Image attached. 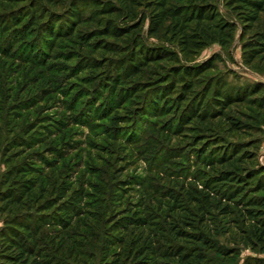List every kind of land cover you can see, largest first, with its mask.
I'll return each instance as SVG.
<instances>
[{"label":"rangeland","instance_id":"rangeland-1","mask_svg":"<svg viewBox=\"0 0 264 264\" xmlns=\"http://www.w3.org/2000/svg\"><path fill=\"white\" fill-rule=\"evenodd\" d=\"M139 1L137 17L147 12L146 0ZM74 5L81 9V16L70 25L72 32L57 34L51 44L45 43V29L53 22L66 20ZM119 5L117 0H0V237L16 220L32 223L36 227L31 234L33 243L22 230L20 243L28 244L32 251L36 249L53 264H79L75 260L81 253L82 264H104L108 260L102 254L110 234L108 218L119 207L117 193L127 189L134 179L142 181L124 193V206L130 209L127 213L131 217H147L151 232L166 227V217H173L170 222L177 225L174 217L179 211L172 213L170 209L178 200L181 209L189 211L182 217L194 222L193 215L197 214L201 221L199 205L187 202L182 187L214 191V198L221 201L223 197L225 205L253 197L264 200V192H247L244 185L243 198V193L238 195L232 187L213 180L223 171L238 172L237 165L197 167V157L221 155V138L229 143H255L251 149L256 155L253 165L255 169L264 167V48L253 50L247 46L263 33L264 13L241 40L243 18L254 13L240 6L239 0H171L169 8L174 15L181 14L183 24L169 19L153 36L147 31L150 17L146 13L142 28L121 33L117 39L108 38L104 30L109 22L121 28L130 26L122 14L109 16L105 12L113 7L120 10ZM108 45L118 46V53H106ZM132 53L139 59L146 53L158 56L147 66L141 64L142 75H125L122 85L111 89L109 75L126 72ZM96 61L101 66L87 69ZM187 67L191 76L183 72ZM82 69L87 70L81 74ZM190 81L194 84L190 95L199 101L200 113L211 116L221 109L215 105L216 91L246 93L242 102H233L226 110L227 122L238 124L246 132L242 139L227 135L221 117L208 120V128L194 122L190 126L193 132L183 138L170 133L171 125L182 113L176 108V96ZM165 82L174 96L162 99L163 111L149 127L138 126L151 102L150 87ZM92 93L100 94L98 109L111 107L112 103L113 107L87 125L84 122L89 120L86 116ZM204 93L208 94L206 98ZM254 102L263 108H256ZM210 149H214L211 154ZM33 161L35 164H31ZM27 165L32 169L24 172ZM253 165L247 164L246 168ZM203 182L210 184L205 186ZM256 182L255 178L252 184ZM63 187L71 190L61 201ZM74 192L82 195L81 202H74ZM50 202L76 204L73 219L61 230L68 232L70 241L78 246L72 260L71 247L59 253L52 245V239L56 245L62 241L53 230L56 228L36 224L41 217L59 213L56 208L42 213L41 207ZM203 206L207 211L206 204ZM218 206L208 210L202 228L209 244L186 243L182 249L201 253L205 257L202 264L264 262V252L244 240L248 238L237 220L239 215L231 218L221 214ZM92 217V233L87 235L79 227ZM198 220L194 222L197 227ZM75 230L81 232L76 234ZM134 233L131 228L129 235L137 239L141 230L135 229ZM112 250L123 251L120 246ZM3 251L0 238V264H8L1 255ZM4 253L17 257L15 264L32 261L19 250Z\"/></svg>","mask_w":264,"mask_h":264},{"label":"trees","instance_id":"trees-1","mask_svg":"<svg viewBox=\"0 0 264 264\" xmlns=\"http://www.w3.org/2000/svg\"><path fill=\"white\" fill-rule=\"evenodd\" d=\"M171 0H146V9L147 12L144 11V13L141 14V16L137 17V13H135L136 9L139 8L138 4L142 1L139 0H117L118 4H120V10H118L116 7H113L112 10L109 12L108 9H106V13L109 16H113L117 13L122 14V19L125 20V24L130 25L127 27H116L109 22L106 29L104 30V36L108 38H119L120 34H127L130 31L137 30L140 27L142 28L146 16L148 15L150 17V26L148 28V32L150 35L156 36L160 32V28L169 20V19H177L178 25L183 24L182 16L181 14H173V10L169 8V2ZM240 6L245 7V10H250L252 14L249 17L243 18L245 25L244 29H242L240 39L243 40L248 32H250L254 25L258 22L260 15L264 13V0H239ZM71 9V13L69 17H67L66 20H63V22H53L51 23L44 31V42L47 44H51L50 42L53 41V38L56 37L57 34L65 33V31L72 32L71 26L75 22H77L81 16L80 14V8L79 6H73ZM147 13V15H146ZM201 14H198V17L201 18ZM194 19H197L195 17ZM247 24H250V26L247 27ZM2 31V30H0ZM74 33V31H73ZM71 33V35H73ZM186 44V43H185ZM248 47L253 48H264V31L263 33L259 34V37L256 41L248 42ZM107 48L101 47V49H104L106 53L108 54H117L115 53L117 49H119L118 46L108 45ZM111 48V49H110ZM253 52V51H252ZM254 55H256V52H253ZM158 56L157 53H146L143 57L140 59L135 56L134 53L130 56V67L128 70L123 74H121L119 71L116 72L115 76L109 75V80L111 89L116 88L118 86L122 85V77L127 75L130 78H135L140 75H142V69L141 64L144 66H147L148 63L154 62V57ZM152 59V60H150ZM93 65V66H92ZM89 64L87 69H96L97 65L101 66V63L99 62H93V64ZM249 65V63H248ZM104 67V65H102ZM87 69H82L81 74L86 71ZM183 72L185 75H189L190 71L187 68L183 69ZM175 84V82L173 83ZM194 84L190 81L188 82L183 88L181 93L178 95L177 102H176V108H178V111H182L181 116L179 117L178 121H174V124L171 126L170 133L176 137H185L184 135L187 133L193 132V127H190L194 122H199L201 125H203L205 128H208V120L210 119H217L221 117V120L227 127V135L230 138L234 139H242L244 137L245 131L243 132V129L238 126V124L235 123H229L227 122L228 118L226 117V110L233 104V102H242L244 100V96L246 93L243 92H233V91H216V98L214 99L215 105L221 109H218L220 111L214 112L215 114L208 115L200 113V103L197 99L192 98L190 95L191 89L194 87ZM171 86V85H170ZM135 90V89H134ZM151 92V102L147 107L144 109V116H141L139 118V125L142 128H147L151 125L152 120L154 118H157V116L162 113L163 106L162 105V99L165 96H170L166 98L172 99V96H174V91L167 86V83L158 85L156 87H150ZM260 90L255 92V94H259ZM112 94V93H111ZM206 93H204L205 95ZM208 94L205 95L204 98L207 97ZM100 94L99 93H92V104L90 101L91 106L89 107V111L87 113V125H90L92 122L90 120L97 118L100 115H103L107 113L112 107L113 103L111 104V107L106 106H100L101 103L96 101H101L99 99ZM115 97V95H114ZM120 100H123V96H120ZM254 106L256 108H263V105H257L256 102H254ZM262 106V107H261ZM104 110H102L103 108ZM98 109V110H97ZM167 108L165 107L164 110ZM183 109V110H182ZM217 110V109H216ZM167 111V110H166ZM85 117V118H86ZM83 122V121H82ZM176 123V125H175ZM156 124V123H155ZM176 127L175 130H173V127ZM169 128V127H168ZM226 142L225 139L221 138V151L217 157H210L207 153L206 156L203 158L197 157V167L204 166L206 167L208 164H211L212 166H230V164L237 165L238 172L230 173L223 171L218 177L213 178V180H217L218 182H221L222 184H226L234 190V193L238 195H242L243 198L245 195V189H242V186H247V192H252L254 194H260L264 192V167H259L258 169H255L253 162L256 158V155L251 152V149L253 148L254 144L253 142L241 143V142H235L230 141ZM218 146V145H217ZM220 148V147H216ZM214 149H210L213 153ZM220 150V149H219ZM35 162L33 161V163ZM46 164V163H44ZM247 164H252L253 166L246 168ZM31 166L27 165L25 167L24 172L31 171ZM27 174V173H24ZM257 179L256 184H252V181L254 179ZM142 179H134L130 181V185L126 188H121L120 191L117 193V196H119V207H115L114 214L108 218V221H110L109 225V231L110 234L107 235V242L104 245L102 249V254L104 255V258L108 259L110 257L113 258V260L108 261L105 260L104 264H202L205 262V257L201 253H196L191 250H185L182 249V246H185L186 243H199L203 244L204 246H207L209 244V238L206 235V233L203 231L205 226V216L211 209H214L215 206L221 207V214L230 216L233 218L235 214H238L240 218L239 222L242 223V232H244V235H246L244 239L248 242H251L253 245H255L257 250L264 252V200L258 199L256 197H253L252 199H244L240 201H232V204H224L221 198V201L218 198H214V191L209 193L205 190H199L198 186L191 187V190H188L186 187H182V190L185 192V195L187 197V202H191L192 204L196 203L199 205L198 212L201 214V218L199 221L197 214H194V222L199 221V227L196 226V223L193 221H189V219L182 217L184 214L183 212H189L185 207L181 209V206L179 205V200L175 203L172 209V213H177V218L174 217L175 225L174 223L170 222L171 218L173 217H166V227H164L161 230H157L154 232H151L148 230L150 227V223L148 221L147 217H142L135 215L131 217L129 215L130 209L128 207L124 206V200L125 196L124 193L130 192L135 186V184L139 185ZM205 186H208L203 182ZM194 186V185H192ZM208 188V187H207ZM71 189H67L63 187L60 192V200L64 201L68 198V194L70 193ZM191 191V192H190ZM190 192V195L189 193ZM195 193V196H194ZM193 194V196H191ZM75 203L81 202L82 195L79 196V194L75 193ZM10 198V197H9ZM233 198V197H232ZM59 200V201H60ZM68 200H72V197H70ZM75 203H55L50 202L48 205H45L42 208V213L50 212L56 208V210L59 213H55L53 216H49L47 218L41 217L40 219L36 220V224L38 226L42 227H48L49 225H52L54 228L53 230H56L58 233L57 238L61 237L62 241L58 245H56L52 239V245L54 247H57V250L59 253L65 252L67 247L72 248V254L70 255V259L72 260L71 256L73 254H78V251L75 248H78L77 244L74 246V243H72L70 240V235L68 232H62V228L64 225H66L69 220L73 219V210L76 206ZM190 203V204H191ZM191 204V205H192ZM206 204L207 211L203 205ZM202 205V206H201ZM74 206V207H73ZM117 206V205H115ZM233 206V208H232ZM102 208V207H101ZM103 209L105 212L109 214V210L107 207H104ZM187 210V211H186ZM55 212V211H54ZM43 216V215H42ZM48 216V215H44ZM170 218V219H169ZM68 220V221H67ZM90 222H88L85 226H81L80 228H83L87 232V235H90L92 233L93 227L92 224L94 223V219L89 218ZM13 225L10 227V229H6L1 234V241L3 250L5 252L11 251V250H19L21 252L20 254L28 255L29 258H32V261H22V264L26 262L27 264H53L47 259V257L42 256V254L37 253L36 249L33 251L30 250L31 248L28 247V244H22L20 243L19 239L21 238V230L23 231V235L27 232V238L32 243L34 241V238L31 237V234L34 230H36V227L33 226L32 223H24L23 221L16 220ZM33 227V228H32ZM132 228V232H135V229H140L141 234L137 239H133L131 235H129L130 229ZM203 228V229H202ZM67 230V229H66ZM74 230V228H73ZM78 231V230H77ZM81 232V231H79ZM79 232L75 233L78 234ZM167 232V233H166ZM135 234V233H134ZM133 234V235H134ZM24 238V236H23ZM169 245V246H168ZM77 246V247H76ZM120 246L123 251L119 253H113V248ZM1 254L3 257L8 260V264H11L10 262H13L15 264L19 259L16 257L9 256V253ZM83 254H79L77 260L75 262H78L79 264H82L81 261ZM58 260V259H56ZM255 264H262L264 262H260ZM25 263V264H26ZM59 263V261H58ZM60 264V263H59Z\"/></svg>","mask_w":264,"mask_h":264}]
</instances>
